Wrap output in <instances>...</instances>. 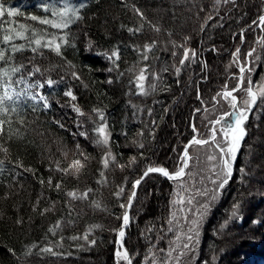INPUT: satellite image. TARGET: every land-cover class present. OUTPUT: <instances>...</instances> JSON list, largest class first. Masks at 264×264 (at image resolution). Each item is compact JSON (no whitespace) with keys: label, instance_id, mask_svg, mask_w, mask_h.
Listing matches in <instances>:
<instances>
[{"label":"trees","instance_id":"obj_1","mask_svg":"<svg viewBox=\"0 0 264 264\" xmlns=\"http://www.w3.org/2000/svg\"><path fill=\"white\" fill-rule=\"evenodd\" d=\"M64 3L83 4L82 19L63 29L39 22L53 19L52 12L64 9ZM0 4L5 9L0 17V48L24 45L25 50L15 54L16 61L31 60L42 72L52 69L32 79L60 81L54 88L32 90L45 94L49 108L22 98L17 108L21 115L9 113L12 138H7V122L0 134V145L8 149L6 155L0 151L5 161L0 172V264H117V235L124 226L122 217L134 181L149 167H163L169 173L178 170L194 135L190 125H196L197 137L205 138L209 121L232 110L201 119L224 91L237 85L246 53L261 46L264 64V29L253 23L264 14V0H235V4L221 0L215 10V0H0ZM7 10L16 15L8 16ZM32 16L39 19L34 21ZM17 31L23 37L3 40ZM35 39L41 40V46L34 44ZM50 40L61 44L60 55L54 45L43 47ZM145 46L151 47L148 59L143 58ZM32 47H37L36 53ZM185 48L196 55L192 57L190 51L189 60L181 64ZM263 67L257 76L252 67L253 72L244 76V84L252 82L258 99L242 125L246 135L240 141L233 175L205 219L197 264H264V144H252L253 127L264 133V110L261 115L257 112L264 97L256 87ZM73 71L79 80L71 75ZM142 71L147 94H140L137 87ZM23 87L18 85L17 90ZM67 90L77 97L75 101L63 95ZM243 95L242 90L239 98ZM34 104L35 112L31 111ZM103 124L110 137L107 146L96 143L100 135L95 129ZM17 161L32 171L13 172ZM177 182L149 173L139 186L122 237L133 264H158L157 260L170 258L172 249L178 253L185 218L180 215L183 205L172 204ZM121 188L124 191L117 196ZM71 192L77 197L89 194L79 199ZM44 208L49 211L41 214ZM17 218L22 227L16 225ZM34 244L38 247L32 248ZM25 245L31 251L27 257ZM249 255L256 261L252 263Z\"/></svg>","mask_w":264,"mask_h":264},{"label":"snow or ice","instance_id":"obj_2","mask_svg":"<svg viewBox=\"0 0 264 264\" xmlns=\"http://www.w3.org/2000/svg\"><path fill=\"white\" fill-rule=\"evenodd\" d=\"M221 3V0H215L214 10L216 9V6H218ZM223 3L228 4L232 3L235 4V0H223ZM84 7L83 4L79 5L78 7H68L66 6L63 10H60L58 12H52L53 16H59L62 20V23L54 24L51 19H45L40 20L39 22L45 25H51L52 27L63 29L67 28L71 23L75 22L76 20L82 19V17L79 15L80 9ZM203 10V9H201ZM137 15H139L142 19L144 18V14L137 8L135 9ZM71 13V15H69ZM5 15V9L2 5H0V17H4ZM8 16H15L16 13L7 10ZM175 15V13H173ZM213 16H208L207 19L211 20L214 19ZM32 20H38L39 18L37 16H32ZM257 27H260L264 29V14L259 16L258 22H253ZM23 25H20V28L23 29ZM159 31V29H156ZM130 32L133 31V29H129ZM136 32L140 31V29H136ZM241 35H243V32H241ZM15 37H23L22 31L15 32V36L12 35H4L3 40L6 42H10ZM64 44H67V40L61 41ZM32 43V41H30ZM34 44L36 46H41V40L35 39ZM54 45V50L57 53V55L61 54V44L56 43L54 40L48 41L46 44L43 45V47L51 48ZM180 47H183L182 45ZM25 50L24 45H15L12 44L10 48L3 49L0 48V134L4 133V126L7 122L9 126V130L7 133V138H12V118L9 115V113H14L17 116L21 115V112L17 111V108L21 102L22 98L29 99L33 102H36L37 104L42 103L43 107L49 108L50 104L42 92H33L34 89H43L45 87L54 88L60 81L53 80L51 78L45 79L43 82H41L40 79H32L39 74L41 77L45 75V72H50L52 69H45L43 72L41 71V68L37 65H35L31 60L28 61V64H25L23 61H16L15 54L18 52H22ZM151 51L150 46H145V53L143 55L144 59H148L147 52ZM191 51L192 57H195L196 53L190 49L185 48L182 54V58L180 60L181 64H184L186 60H189V52ZM237 52H239V49H236ZM255 51L254 49L250 50L246 53L247 57L252 56V52ZM6 52L8 53L6 55ZM31 52L36 53L37 47H32ZM112 55H114L117 59H119V54L117 52H114ZM245 71L244 66L239 67V72L242 74ZM251 71V69H249ZM177 72H179V69H177ZM71 75L79 80L80 77L76 72H71ZM63 76L60 78V80H63ZM146 79L145 75L143 74V71L141 74L137 77L138 84L137 87L140 90V94H147L145 92L143 81ZM31 81V82H30ZM252 82L248 81L247 85L244 84L243 76L241 75L238 79L237 85L233 87L230 91H224L221 99L228 100L229 107L232 109L231 111L223 112L220 114V116L213 120L209 121V123L212 125V127L209 129L211 133V141L214 142V147L216 148L218 152V171L215 172L217 181H213L214 183H217V188H223L225 184L229 182V179L233 175V162L236 159L237 151L240 147V141L243 139V137L246 135L245 129L242 127L244 122L247 120V113L251 110V108L256 105L258 96L255 91H253V87L251 86ZM18 85H24L23 88H19L17 90ZM151 87L154 89L155 85H151ZM227 87V86H225ZM243 89L244 95L241 98H237L233 95V92ZM63 95L66 97H70L73 101L77 99V97L73 94L71 90H67L63 92ZM219 95V94H218ZM261 96L264 97V89H261ZM229 97H231V100H229ZM250 97V99H249ZM261 103H264V99H261ZM37 110L36 105L32 107L31 111L35 112ZM76 111L83 115L82 112H80V109H76ZM99 119L104 120V116L102 113H99V110H96ZM19 123L22 125L23 121L20 120ZM216 125H220L219 128L216 127ZM60 127H63V125H59ZM193 131V139L189 142V144L185 147L183 150L182 156L180 157V160L182 161V166L176 170L174 173L170 174L169 171L163 167H149L147 168L141 179H137L133 183V189H135L137 186L141 184V181L144 177H147L149 173H160L164 177L171 179V180H180L185 176V169L188 167V162L191 160V157L189 155L188 148L192 147L193 145L196 146H203L209 144V139L206 138H196V135L198 133V129L195 124L190 125ZM107 127V124H103L99 127H97L95 130L99 133L100 138L97 139L96 143L100 145L107 146L109 144L110 137L105 134V129ZM19 129H17V132ZM80 135H86L85 133H80ZM219 135V139H217V136ZM143 147V145H141ZM77 149H79V145H77ZM0 151H3L5 155L7 154L8 149L0 145ZM114 159V158H113ZM209 160H215L217 159V156L212 155L208 157ZM12 163V162H9ZM77 166L79 165V162L77 161ZM104 167L107 168L109 165V159L107 156L103 159ZM5 161L3 159H0V172H3L5 170ZM16 169H22L18 175H23L24 172H31L32 170L30 168H25L22 164L19 163V161L15 162L13 166V172L16 171ZM57 170L63 171L62 169L57 168ZM79 170V167L76 169ZM241 172H243V169H240ZM103 175V173H101ZM40 183L43 184L44 181L40 180ZM49 185H51V178H49L48 181ZM19 186V185H18ZM57 188H59V185H57ZM90 191V190H89ZM124 191L123 188L120 189L118 193H116L117 196H119ZM215 191V189L213 190ZM88 192H84L80 197L76 196L75 192L69 193L70 196L74 198L79 199H85L88 197ZM136 192L133 190L131 193V196L129 197V203L127 207L130 209L132 206V200L135 198ZM9 196L6 193L4 196V199H8ZM215 199V196L212 197ZM39 203V201H37ZM121 207H124V205H121ZM205 210L207 209V205L204 206ZM49 211V208H44L41 212V214ZM202 215V214H201ZM235 215V213H234ZM123 225H127L129 223V216L127 213H125L122 217ZM195 227L189 228V232L194 233L198 236V222L193 221L192 222ZM16 225L22 227L23 221L20 218H17ZM59 227V225H57ZM125 235V232L121 230L119 232V236L123 237ZM86 238V237H85ZM188 240H193V236L189 235L187 237ZM92 243H95V241H92ZM32 248L38 247V245H32ZM184 247L186 249L192 248L189 244H185ZM29 246L25 245V253L24 256H30L31 251L27 250ZM42 251L45 252H51V248H44ZM192 254L194 255V248H192ZM117 257L122 256L124 260L128 262V264H132L131 259L129 258L128 252L125 250L123 253H121L119 250L115 253Z\"/></svg>","mask_w":264,"mask_h":264},{"label":"rangeland","instance_id":"obj_3","mask_svg":"<svg viewBox=\"0 0 264 264\" xmlns=\"http://www.w3.org/2000/svg\"><path fill=\"white\" fill-rule=\"evenodd\" d=\"M64 5L70 7V5H68L67 3H64ZM60 10H63V9H60ZM60 10L58 8L56 12ZM51 20L54 24L62 23V20L59 16H53V19L51 18ZM250 27L252 26L250 25L248 26V28L243 29L242 31L243 34ZM238 49H239V52L242 53L240 48ZM253 49H255V46L253 47ZM261 52H262L261 46H258L256 47L255 52L254 51L252 52L251 59L250 57L246 56L244 62L239 64V67L240 66L245 67V71L242 74L239 72V74L236 75L237 79H239L241 75L243 76V79H244L245 74L249 72V69L251 67L254 70V75L256 76L258 75V69L262 65L264 66V64H262L263 62H261L260 60ZM250 72H253V71H250ZM257 84L259 85H256V87L261 92V89H264V75L262 77V81ZM242 90L243 89H239L233 92V95L239 99V94L241 93ZM221 96H220V100H222V102L218 100L217 102H215L214 106L206 109V111L207 110L208 111L207 112L205 111L206 114L201 119L206 118V117H213L219 112L227 110V108H229L228 100L221 99ZM229 100H231V97H229ZM259 109L260 110H258L257 112L261 115L262 111L264 110V105H261V108ZM258 113L257 115L259 116ZM219 116L220 115H218V117ZM218 117H215L213 120L217 119ZM257 122H258V119H257ZM216 127L219 128L220 125H216ZM253 129H254V133H253L254 139H252L253 140L252 144L258 147L263 146L264 133L258 130L257 128L253 127ZM197 138L200 139L199 137ZM205 138L209 139L210 141L209 144L203 145V146L193 145L192 147H190L191 152H190V149L188 150L191 160H189L188 162V167L185 171L186 173L185 176L181 178L180 180H173V181H178V182L174 186L175 200L172 202V204L175 206H180V204H182L184 208V214L183 212H181L180 214L182 218H185L184 220L181 221V225H180V227H182L180 236H179V242H180L179 245H181L180 249L178 248V253H177V249H174L175 251L172 249L173 252L172 250L170 251V258H168L164 262L157 260L158 264H197L196 262H197V256H198V249L200 248L199 247L200 243L198 241L201 240V233H202L203 226L205 224V219L208 218L207 215H208V212H211L210 211L212 209L211 207H214L220 200L219 191L220 189H222V188H217L218 181L215 175V172L219 170L218 169V164H219L218 155L219 154L216 148L214 147V142L211 141L210 132L208 136H205ZM217 139H219V135L217 136ZM254 154H255L254 159H258L257 153H254ZM212 155L217 156V159L209 160L208 157ZM181 166H182V161H181ZM213 181H217V183H214ZM214 189L215 191H213ZM213 196H215V199L212 198ZM205 205H207L206 210L204 208ZM177 212H180V209L179 210L177 209ZM181 216H178L179 220L182 219ZM194 220L198 222V228H197L198 236L192 232H189V228L195 227L192 223ZM118 235H119V232H118ZM189 235L193 236V240L187 239ZM186 243L192 246V248H194V252H195L194 255L192 254V248L186 249L184 247ZM124 245H125V240H124ZM126 251L128 252L127 249ZM120 252L123 253L124 251L120 249ZM118 258L119 260L117 259V264H120V261H125L128 264V262L124 260L122 256ZM129 258L131 259L132 264H133V259L130 256V254H129ZM249 259L252 263L256 261V257H253V256L251 257V255H249ZM201 264H207V261H203Z\"/></svg>","mask_w":264,"mask_h":264},{"label":"bare ground","instance_id":"obj_4","mask_svg":"<svg viewBox=\"0 0 264 264\" xmlns=\"http://www.w3.org/2000/svg\"><path fill=\"white\" fill-rule=\"evenodd\" d=\"M130 222H131V215H129V223L127 224V225H124L123 226V231H124V229H125V231L124 232H126V230H127V228H128V226H129V224H130ZM119 237V243H118V239H117V248H116V252L119 250L120 251V249H122L123 251H124V247H125V245H124V242H123V239H122V237H120V236H118ZM117 257V256H116ZM118 258V257H117Z\"/></svg>","mask_w":264,"mask_h":264},{"label":"water","instance_id":"obj_5","mask_svg":"<svg viewBox=\"0 0 264 264\" xmlns=\"http://www.w3.org/2000/svg\"><path fill=\"white\" fill-rule=\"evenodd\" d=\"M197 138V137H196ZM193 139V138H192ZM192 139H190L188 142H187V144H186V146L189 144V142L192 140ZM185 146V147H186ZM185 149V148H184ZM188 150H189V148H188ZM187 169V168H186ZM186 169H185V171H186ZM160 174V173H159ZM171 174V173H170ZM162 175V174H161ZM163 176V175H162ZM164 177V176H163ZM166 178V177H165ZM145 179V177L142 179V181H141V183L143 182V180ZM168 179V178H167ZM169 180H171V179H169ZM141 185V184H140ZM139 185V186H140ZM139 186H137L134 190H135V192H136V194H137V191H138V188H139ZM136 196V195H135ZM135 199V198H134ZM134 199L132 200V206H133V202H134ZM132 206H131V208L129 209L128 207H127V210H126V213L128 214V216L130 215V211H131V209H132ZM123 229V228H122ZM121 229V230H122ZM120 230V231H121ZM119 231V232H120ZM124 231H125V229H124ZM119 236V235H118ZM118 243H119V237H118ZM126 249H125V247H124V251H125Z\"/></svg>","mask_w":264,"mask_h":264}]
</instances>
